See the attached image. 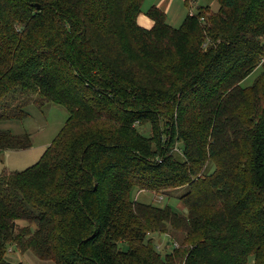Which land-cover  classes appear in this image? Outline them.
<instances>
[{
    "label": "trees",
    "instance_id": "16d2710c",
    "mask_svg": "<svg viewBox=\"0 0 264 264\" xmlns=\"http://www.w3.org/2000/svg\"><path fill=\"white\" fill-rule=\"evenodd\" d=\"M144 1L0 0V122L27 119L14 105L31 97L68 115L33 166L0 173V264L8 247L54 264H264V0H214L178 28L153 5L151 29ZM31 147L0 129V154ZM181 187L183 213L132 198Z\"/></svg>",
    "mask_w": 264,
    "mask_h": 264
},
{
    "label": "rangeland",
    "instance_id": "374dc122",
    "mask_svg": "<svg viewBox=\"0 0 264 264\" xmlns=\"http://www.w3.org/2000/svg\"><path fill=\"white\" fill-rule=\"evenodd\" d=\"M157 0H145L142 5V13L144 14L150 6L155 5L154 2ZM184 1V0H183ZM182 0H177L178 6L174 5L172 10L167 13L166 22L173 28H178L188 12H195L196 6H209L213 12L218 10V4L214 0H194L193 3L190 1L188 7L183 5ZM145 15V14H144ZM258 72L250 75L243 83L244 86H249L252 84L255 75ZM37 97H31L23 102L16 103L14 106L17 107L18 104L27 105L22 110L29 114V117L22 122L18 120L7 121L6 123L0 122V129H9L13 134L22 135L24 133L29 135L30 143L32 148L23 153H10L9 158L4 159V154H0V173L5 170L11 172L23 171L31 166H33L43 154V147L47 148L51 141L54 139L56 134L64 125L67 119L66 111L54 104H44L33 102ZM18 102V101H17ZM25 109V110H24ZM141 131L145 135H150L151 130L148 125H143ZM43 152V153H42ZM4 160V162H3ZM3 162V163H2ZM187 188L181 187L177 189H172L166 191L165 195H158L155 193H150L146 190L135 189L132 192V198L134 201L139 203L154 205L157 207L169 206L174 210L183 213L185 209L183 208L181 202L177 197L185 193ZM170 197L167 198L166 197ZM18 227H24L27 224L25 222H18ZM152 238L153 244L157 247V250L162 254L170 251L172 245L169 243L168 234H148ZM181 235H177L176 239H180ZM175 247V244H173ZM177 247V244H176ZM6 261L9 264H54L52 261H45L37 258L31 252H21L15 247H8L6 251Z\"/></svg>",
    "mask_w": 264,
    "mask_h": 264
},
{
    "label": "crops",
    "instance_id": "0c3cea01",
    "mask_svg": "<svg viewBox=\"0 0 264 264\" xmlns=\"http://www.w3.org/2000/svg\"><path fill=\"white\" fill-rule=\"evenodd\" d=\"M183 1V0H182ZM186 1H188V3L186 2ZM190 1L192 2V0H184L183 1V5L185 6V7H188V4H190ZM175 2H177V0H157L156 2H154V6H156V7H158L163 13H165V15L167 16V13H169L171 10H172V8H173V6L174 5H176V6H178V3H175ZM193 3V2H192ZM153 6V5H152ZM188 14V13H187ZM137 24L139 25V26H141L142 28H144V29H151L152 28V26H153V21L151 20V19H149L146 15H144V14H140L139 16H138V18H137ZM32 148V147H31ZM30 148V149H31ZM29 149V150H30ZM43 152L46 150V148H44L43 147ZM26 151H28V150H26ZM23 152H25V151H20V152H5V153H2V154H4V159L5 158H9V155L8 154H10V153H23ZM42 152V153H43ZM42 155V154H41ZM3 162H4V160H3ZM2 162V163H3ZM5 171H7V170H5ZM3 172V171H2ZM8 172H11V171H9L8 170Z\"/></svg>",
    "mask_w": 264,
    "mask_h": 264
}]
</instances>
